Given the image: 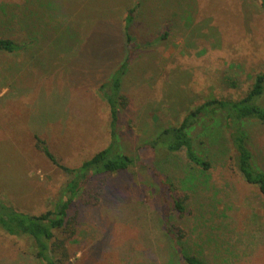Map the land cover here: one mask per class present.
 <instances>
[{"label": "rangeland", "instance_id": "1", "mask_svg": "<svg viewBox=\"0 0 264 264\" xmlns=\"http://www.w3.org/2000/svg\"><path fill=\"white\" fill-rule=\"evenodd\" d=\"M137 1L133 43L144 42L122 78L127 106L118 116L120 150L136 162L97 175L77 195L65 228L54 230L52 241H64L53 258L179 264L167 220L180 244L205 264H264V196L238 174L223 125L202 118L191 129L196 150L213 160L208 171L189 164L183 152L144 146L203 101L241 97L264 70L258 0H0L23 15L15 27L27 24L31 41L24 50L0 52V198L40 214L60 195L68 176L44 156L36 137L68 167L109 143L99 87L126 55L122 18ZM245 128L254 162L264 170V122L251 120ZM155 170L184 196L181 215L170 209ZM0 264L46 263L30 238L0 229Z\"/></svg>", "mask_w": 264, "mask_h": 264}, {"label": "trees", "instance_id": "2", "mask_svg": "<svg viewBox=\"0 0 264 264\" xmlns=\"http://www.w3.org/2000/svg\"><path fill=\"white\" fill-rule=\"evenodd\" d=\"M30 0H23L26 4ZM264 12V0H258ZM140 2L125 9L122 18V34L126 55L117 65L112 77L103 82L99 90L101 97L108 107L109 113V143L95 152L90 158L81 162L77 167H68L61 164L49 150L44 140L36 137V145L44 156L57 168L68 176L67 181L61 187L60 195L54 201L51 209L40 214H28L19 211L12 205L0 198V229L13 236H26L30 238L35 247L36 258L46 264H58L61 259H54V247L63 248V241H52L54 230L64 229L67 223L68 210L72 201L82 193L93 179L103 173H115L128 170L135 162L136 157L122 153L120 150L118 131L119 113L127 106V98L122 92V78L131 64L134 52L137 51L144 41L134 44L136 37L132 34L133 21L136 19L137 6ZM27 8V7H26ZM23 12V11H22ZM13 8L5 3L0 4V52L14 53L25 49V45L31 43L25 35L28 32L24 25L17 26V19ZM10 17V19H8ZM15 17V18H14ZM20 33V35H16ZM167 29L160 36H165ZM24 34V35H23ZM18 50V51H17ZM264 70L252 77V83L247 91L239 98L218 99L210 98L195 108L191 109L176 125H168L159 130L154 137L146 141L145 147L150 151L164 152L170 155L183 152L186 160L201 172L208 171L213 165V160L207 159L194 146V137L191 129L202 121V118L212 121L214 125H223L227 131V139L234 151V164L238 174L248 184L256 187V190L264 196V170L254 162V156L247 143V131L245 124L251 120L264 122ZM209 124V123H208ZM212 127H215V126ZM204 131V130H203ZM155 173L160 183L162 193L169 200L170 209L179 215L185 212L183 198L180 192H173L172 184L167 177ZM166 231L174 242L177 260L179 264H205L203 260L189 253L181 244L180 237L175 231V226L164 221ZM72 234V230L70 231ZM62 256H66L64 249Z\"/></svg>", "mask_w": 264, "mask_h": 264}]
</instances>
